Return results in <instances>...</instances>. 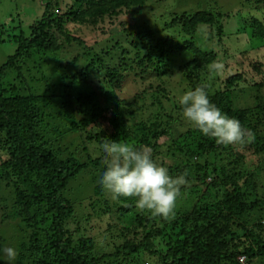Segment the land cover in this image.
<instances>
[{
	"label": "trees",
	"instance_id": "trees-1",
	"mask_svg": "<svg viewBox=\"0 0 264 264\" xmlns=\"http://www.w3.org/2000/svg\"><path fill=\"white\" fill-rule=\"evenodd\" d=\"M41 1L42 13L29 26L28 35L9 36L16 47L0 65V175L14 189L8 191L9 218L18 220L29 235L17 260L25 264H243L238 258L243 255L248 264L255 260L264 264V197L259 192V173L251 170L252 166H259L262 173L264 169V94L260 93L264 81L252 82L262 72L259 64L247 59L248 68L230 73L211 93L202 81L216 64V53L191 42L175 44L173 37L149 40L129 22L143 0ZM181 15L183 33L208 25L219 38L223 36L226 15L209 9ZM252 26L253 36L264 44V23L253 18ZM117 27L118 31L107 33L109 43L100 49L94 46L97 38L87 42L80 35L83 29L95 37ZM121 31H130L127 42L136 52L133 57L123 54L127 49L117 35ZM53 50L75 53L72 61L81 60L82 66L67 71L69 61H65L58 83L47 86L50 92H36L35 84L43 77H37L40 70L34 53ZM185 51L193 53V59L182 66L188 86L191 90L204 87L213 104L251 133V142L217 144L189 122L184 130H176L181 106L172 103L160 77L167 74L168 58ZM9 72L11 80L5 82ZM152 72L160 83L140 85L138 96L142 102L150 99L149 106L159 110L153 119L133 127L129 123L133 111L127 107L132 103L122 100L117 89L125 75L142 81ZM51 75L56 76V71ZM234 94L244 100L247 96L246 102L235 104ZM53 103L69 134L84 142L79 143V157L71 153L62 158L50 148L44 125L49 117L56 120L47 113ZM85 139L94 142L98 155L87 151ZM105 140L151 148L155 162L171 176H186L181 192L195 197L191 206L175 208L174 218L166 221L137 209L135 198L111 199L98 183ZM82 172L89 173L93 184L86 219L109 217L103 227V233L110 234L105 238L111 239H104L109 251L98 246L93 235L80 233L79 224L69 225L75 221V209L64 191ZM141 256L147 260L141 263Z\"/></svg>",
	"mask_w": 264,
	"mask_h": 264
},
{
	"label": "rangeland",
	"instance_id": "rangeland-1",
	"mask_svg": "<svg viewBox=\"0 0 264 264\" xmlns=\"http://www.w3.org/2000/svg\"><path fill=\"white\" fill-rule=\"evenodd\" d=\"M66 1V0H62ZM198 9H209L213 13H220L226 15L222 18V24L224 33L221 38L215 34V29L208 25H199L194 33H183L181 30L182 20L180 19L181 12L192 13ZM42 13V1L41 0H0V65L6 60L7 56L12 54L15 50L16 44L13 40L9 39V36H15L18 34L28 35L29 26L40 17ZM174 13H179L178 18L171 20ZM128 16V15H127ZM126 17L129 20V17ZM182 16V15H181ZM256 18L264 23V0H143L140 7L136 8L132 17L129 20L132 24H136L142 31L143 35L149 40L152 38H165L173 37L175 44L180 43H193L196 47L203 51H213L216 53V64L222 67L219 70H212L208 72L207 76L203 79V83L210 88V92L213 93L215 89L220 86L222 79L226 78L230 73L239 71L242 67L248 68L247 59H252L259 64V70L262 72L256 74L252 79V82H258V78L264 81V44H262L259 38L253 36L252 19ZM120 22H123L120 18ZM147 22V25H145ZM111 30L118 31L117 28H110L105 34H98L95 37L94 33L90 30L83 29L80 35L85 37L87 42H92L94 38H97V42L94 46L98 49L107 45L109 37L107 35ZM127 33L130 31H121L117 35L121 39L122 46L127 49V54H123L127 57H133L135 51H131L129 44L130 36L127 38ZM113 41V40H112ZM115 43V40L112 42ZM62 51V50H61ZM59 50L34 53L35 61L40 72H37V77H43L39 80V83L35 84L37 88L36 92L47 91L48 84L58 83L61 72L62 64L65 61H69L66 65L67 71L71 69L77 70L82 66V61H72L75 53L69 54L68 52H61ZM141 52H144L142 50ZM244 53V55H242ZM119 55V54H118ZM61 58V60H60ZM193 59V53L190 51L175 52L167 60L165 70L167 74L160 77L165 82L164 87L172 98V103L179 105V97L184 92L191 90L188 86L184 76L182 66L189 60ZM242 61V62H241ZM241 63V65H240ZM60 69H59V68ZM56 71V76H52V72ZM43 72L45 75H43ZM11 72L4 78V81L11 80ZM157 77L153 72L145 76L140 81L133 78L131 75H125L117 89V93L122 100H126L132 103L131 108L132 115H129V123L135 127V123L141 120H145L149 117L152 119L159 109L151 108L149 106L150 99L142 102L139 99L140 85L148 86L149 83L156 86L160 83L161 79ZM254 79L257 81H254ZM56 85V84H55ZM58 87V86H57ZM76 88L79 89L78 86ZM85 87H82L84 89ZM54 89H57L56 87ZM81 90V89H80ZM50 92L49 90L47 93ZM264 94V85L261 88V92ZM138 97V98H137ZM247 97V96H246ZM246 97H241L240 94H234L235 104L246 102ZM164 105L171 106V102L163 100ZM175 111V110H173ZM47 113H50L55 117L53 120L51 117L46 119L44 127L47 130L46 138L49 140L50 148L54 152H58L62 158L68 157L71 153L76 157H79L80 151L78 149L79 141L77 136L69 134L68 124L59 119L57 113V107L53 103L47 109ZM174 115V113H173ZM176 117L180 123L176 130H184L188 127L187 121L182 116V111L176 112ZM182 125V126H181ZM91 133L95 131L88 130ZM84 137V136H83ZM87 151L96 156L98 155L95 150L94 142L86 140ZM84 143V142H83ZM260 162V160H259ZM264 162V158H263ZM262 162V163H263ZM261 163V162H260ZM252 171H256L258 174V183L261 184L259 192L264 197V169L263 173L259 171V166H252ZM4 176L0 175V239L1 247L11 246L16 248L18 254L23 250L22 244L25 241H29L28 234L23 230V226L19 225L18 220L9 218L11 211L12 199L8 191L14 190L12 183H8L4 180ZM8 184H7V183ZM93 184L90 179V175L87 172H82L75 179H73L67 189L64 191V195L74 204V223H69L71 228H75L79 224L80 233L87 235H93L97 239L98 246L105 251L110 250V246L104 239L109 233H103L104 224L109 221L108 216L101 218V221L95 217L86 219L88 213L89 196L92 195ZM195 197L193 195H187L181 192V195L177 198L176 209L188 208L191 206ZM78 221V223H77ZM112 235H116V231H112ZM102 241V242H101ZM140 262L147 260V257H139ZM29 262V260H28ZM15 264H25L24 261L16 259ZM144 264V262L142 263ZM148 264H152L149 262ZM243 264H248L245 259ZM249 264H261L259 260H255Z\"/></svg>",
	"mask_w": 264,
	"mask_h": 264
},
{
	"label": "clouds",
	"instance_id": "clouds-1",
	"mask_svg": "<svg viewBox=\"0 0 264 264\" xmlns=\"http://www.w3.org/2000/svg\"><path fill=\"white\" fill-rule=\"evenodd\" d=\"M221 67L214 64L212 70ZM179 104L183 118L217 144L238 145L253 139L239 120L228 116L210 101L204 87L184 92L179 97ZM102 151L105 159L98 183L111 199L135 198L137 209L166 221L174 218L177 198L182 186L188 182L184 174L171 176L166 167L155 162L148 146L137 148L125 142L105 140ZM17 256L16 248L0 247V264H15Z\"/></svg>",
	"mask_w": 264,
	"mask_h": 264
},
{
	"label": "built area",
	"instance_id": "built-area-1",
	"mask_svg": "<svg viewBox=\"0 0 264 264\" xmlns=\"http://www.w3.org/2000/svg\"><path fill=\"white\" fill-rule=\"evenodd\" d=\"M238 258H239L240 262H243L244 259H245V257L243 255L242 256H239Z\"/></svg>",
	"mask_w": 264,
	"mask_h": 264
}]
</instances>
